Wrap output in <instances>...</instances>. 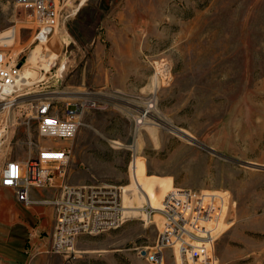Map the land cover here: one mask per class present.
<instances>
[{"label": "rangeland", "instance_id": "1", "mask_svg": "<svg viewBox=\"0 0 264 264\" xmlns=\"http://www.w3.org/2000/svg\"><path fill=\"white\" fill-rule=\"evenodd\" d=\"M59 7V27L39 44L31 10L0 0L5 45L23 62L36 57L17 102L0 98V178L8 161L36 155L44 142L31 117L37 99L91 97L97 104L69 142L68 183L126 187L134 163L156 206L171 189L225 192L212 264H264V0H60ZM38 189L37 199L57 191ZM32 201L25 205L52 207ZM160 222L159 213L149 221L140 211L117 229L79 236L69 256L46 245L29 250L51 230L11 235L26 240L18 264H150L139 253L155 243ZM167 259L176 264L171 249Z\"/></svg>", "mask_w": 264, "mask_h": 264}, {"label": "built area", "instance_id": "2", "mask_svg": "<svg viewBox=\"0 0 264 264\" xmlns=\"http://www.w3.org/2000/svg\"><path fill=\"white\" fill-rule=\"evenodd\" d=\"M14 2L31 10L28 16L37 24L35 40L47 43L62 20L60 0ZM7 39L0 35V98L13 106L19 98L27 62L10 51V46L5 45ZM96 104L97 100L91 97L59 101L49 95L37 99L31 117L44 142L37 146L36 155L22 161L10 160L1 172V186L12 188L17 200L28 206L33 202L32 188L58 190L54 199L41 203L51 204L55 210L48 246L68 256L75 252L73 247L79 236L100 234L124 224L122 186L67 182V167L72 158L69 142L79 132L84 111ZM228 209L229 196L225 192L181 188L170 191L160 209L157 239L151 247L142 249L140 256L150 264H168L167 250L171 249L176 264H212L210 243Z\"/></svg>", "mask_w": 264, "mask_h": 264}, {"label": "crops", "instance_id": "3", "mask_svg": "<svg viewBox=\"0 0 264 264\" xmlns=\"http://www.w3.org/2000/svg\"><path fill=\"white\" fill-rule=\"evenodd\" d=\"M38 192H43V190L32 188L30 196L39 202L52 200L58 194L57 190L52 199H37L36 195ZM2 193L6 194L8 198L3 197ZM46 214H49L51 218L48 225L45 222ZM53 219V206L49 210L35 207V204L32 207H28L17 200L12 188L3 187V190H0V263L18 264L23 261L25 253L28 251L26 240L15 238L11 235L12 232L31 231L34 235L38 234L41 229L51 230L50 232H52L54 229ZM29 242L31 244L29 250L32 251H38L44 245H49V241L41 239H32Z\"/></svg>", "mask_w": 264, "mask_h": 264}, {"label": "bare ground", "instance_id": "4", "mask_svg": "<svg viewBox=\"0 0 264 264\" xmlns=\"http://www.w3.org/2000/svg\"><path fill=\"white\" fill-rule=\"evenodd\" d=\"M31 55L32 56L29 57V61L23 69L21 86H20L21 88L23 86H26L29 83L28 71L25 68L30 62H35V59H36L34 52ZM7 104H10V103H7ZM134 146H136V145H134ZM125 189H127L129 191H127ZM122 190H123V198H124V204H125L123 215H124V222H126V221L132 219L133 217H135L137 214H139L140 211H141V213H142V211H144L145 217L148 218V220L150 221V214L156 213V212L160 214V209L162 207L163 199L165 198V196L170 191L175 190V189H171V190L164 192L162 195V198H161V206H156L153 203V199L151 197L149 189L140 180L138 173H137V170H136V166L134 163H132V165H131V183L129 185H127L126 187H122ZM135 201L137 203L136 204L137 206L134 205ZM143 204H146V206ZM154 216H155V214L151 216V219ZM223 220L224 219L222 218L221 228H223V226L225 225V224H223V223H225ZM219 231L220 230L218 229V226H217V229L214 233L213 239L210 243L211 249H212L213 240L215 239V237L217 236V233ZM74 248H75V246L73 247V250L75 251ZM178 256H179V254H178ZM212 263H213V261H212Z\"/></svg>", "mask_w": 264, "mask_h": 264}]
</instances>
